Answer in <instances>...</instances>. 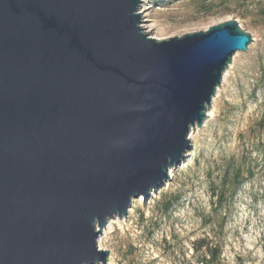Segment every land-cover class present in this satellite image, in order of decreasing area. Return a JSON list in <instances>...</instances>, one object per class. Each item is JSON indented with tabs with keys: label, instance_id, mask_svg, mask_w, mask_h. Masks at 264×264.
I'll return each mask as SVG.
<instances>
[{
	"label": "water",
	"instance_id": "95a60500",
	"mask_svg": "<svg viewBox=\"0 0 264 264\" xmlns=\"http://www.w3.org/2000/svg\"><path fill=\"white\" fill-rule=\"evenodd\" d=\"M142 0H0V264H106L97 237L169 179L236 52L234 18L164 39Z\"/></svg>",
	"mask_w": 264,
	"mask_h": 264
},
{
	"label": "rangeland",
	"instance_id": "374dc122",
	"mask_svg": "<svg viewBox=\"0 0 264 264\" xmlns=\"http://www.w3.org/2000/svg\"><path fill=\"white\" fill-rule=\"evenodd\" d=\"M143 8L157 39L234 18L252 42L232 56L172 175L132 200L102 247L112 264H264V0H142Z\"/></svg>",
	"mask_w": 264,
	"mask_h": 264
},
{
	"label": "bare ground",
	"instance_id": "6f19581e",
	"mask_svg": "<svg viewBox=\"0 0 264 264\" xmlns=\"http://www.w3.org/2000/svg\"><path fill=\"white\" fill-rule=\"evenodd\" d=\"M144 10H145V8H143V9L140 11V14H141ZM146 17H148V14H145V13L141 14V23H140L141 28H142L143 32L146 33L147 35H149V36H151V37H153V38H156V37H157L156 35H158V30L156 29V25L153 24V23H147L148 19H147ZM224 73H225V72H224ZM223 77H224V75H223ZM222 79H223V78H222ZM210 114H211V112L208 113V116H209ZM192 130H193V129H192ZM192 130H191V131H192ZM193 134H194V131L190 132V133H189L190 137L193 136ZM168 173H169V176L172 175V171H171L170 169H169ZM131 203H132V201H131ZM121 221H122L121 218H118L117 216H114V217L109 218V219L107 220L106 225L102 228L101 233H100V234L98 235V237H97V245H98V248H100V249H104V248L102 247V243H101L102 240L106 237V235H107L109 232H111V230H112L113 227H114V224L117 223L118 225H120V224H121ZM106 262H107L106 264H112V257H111V256L107 257V258H106ZM95 264H102V262H101V261H98V262L95 263Z\"/></svg>",
	"mask_w": 264,
	"mask_h": 264
},
{
	"label": "trees",
	"instance_id": "16d2710c",
	"mask_svg": "<svg viewBox=\"0 0 264 264\" xmlns=\"http://www.w3.org/2000/svg\"><path fill=\"white\" fill-rule=\"evenodd\" d=\"M209 253H210L209 254V257L210 258H215L216 255H217V253H218V250H217V248H213V249H210V252Z\"/></svg>",
	"mask_w": 264,
	"mask_h": 264
}]
</instances>
